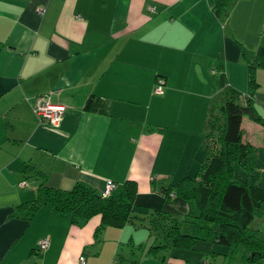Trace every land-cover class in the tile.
<instances>
[{
	"label": "crops",
	"instance_id": "0c3cea01",
	"mask_svg": "<svg viewBox=\"0 0 264 264\" xmlns=\"http://www.w3.org/2000/svg\"><path fill=\"white\" fill-rule=\"evenodd\" d=\"M215 4L0 0V264H79L84 254L86 264H222L233 253L224 248L223 261L213 254L202 261L201 235L192 250L157 253L138 222L105 227L96 240L101 215L79 225L49 205L33 215L21 208L43 182L70 190L81 181L102 191L110 180H134V215L158 209L185 222L194 204L162 191L196 174L221 92H242V103L251 94L264 118V0H235L224 17ZM159 78L163 93L154 92ZM46 94L66 108L58 126L33 111ZM91 96L107 103V113L86 109ZM242 128L258 148L254 184L264 186V125L244 116ZM45 237L51 243L41 250Z\"/></svg>",
	"mask_w": 264,
	"mask_h": 264
},
{
	"label": "trees",
	"instance_id": "16d2710c",
	"mask_svg": "<svg viewBox=\"0 0 264 264\" xmlns=\"http://www.w3.org/2000/svg\"><path fill=\"white\" fill-rule=\"evenodd\" d=\"M234 1L216 0L215 13L227 16L228 7ZM251 84L253 93L258 85L253 71ZM242 95L232 87L221 92V104L212 106L206 121L202 140L206 155L196 174L182 177L162 193L167 200L179 197L192 202L196 210L191 211L185 221H191V217L196 222L216 226L214 235L211 232L215 242L231 251L243 246V264H261L264 262V233L253 223L257 218H264V186L251 182L258 169V148L244 140L242 121L244 116H249L264 125V118L258 113L253 96H245L246 102L242 103ZM86 109L105 114L107 103L102 98L91 96ZM237 166L246 171L249 181L233 178ZM137 189V182L128 180L121 186L118 184L109 197H103L101 191L85 182H76L70 190L51 187L43 182L38 197L23 203L21 208L28 209L33 215L43 205H49L79 225L101 215V225L95 232L96 240L105 227L123 228L130 222H138V226L146 227L154 237L152 249L157 253L170 248L192 250L198 237L182 232L184 220L158 209L150 210L145 216L133 214ZM212 254L214 257L221 255L210 250L209 255ZM114 264L122 263L116 261Z\"/></svg>",
	"mask_w": 264,
	"mask_h": 264
},
{
	"label": "rangeland",
	"instance_id": "374dc122",
	"mask_svg": "<svg viewBox=\"0 0 264 264\" xmlns=\"http://www.w3.org/2000/svg\"><path fill=\"white\" fill-rule=\"evenodd\" d=\"M264 163V162H263ZM264 167V164H259V168ZM258 174V170L255 171L253 177L251 178V181L255 183L256 180V175ZM233 178L235 180L241 181V182H247L249 181V176L246 173V171L241 167L237 166L234 170V175ZM103 191V190H102ZM101 191V192H102ZM190 220L185 221L182 223V232L184 233H194L197 237L201 235L204 237L206 240H201L202 242L199 243L197 246V254L202 257V261L206 259H212L211 255H209L210 250H214L216 252L221 251L222 249L226 248L225 246L215 242L212 237L210 236V233L214 230L211 224L204 223L202 221L196 222V219L190 218ZM205 224V226H201L200 224ZM254 227H258L262 233H264V218H257L255 219V222L253 223ZM142 227V226H139ZM212 235H214V231L212 232ZM160 241V240H159ZM204 242V243H203ZM219 245V246H217ZM226 250H229L226 248ZM242 251H243V246H240L238 249H235L233 253L227 254V260L224 261L222 264H243L242 262ZM219 256V255H218ZM222 257V261L224 260L225 254L221 253L220 255ZM231 258V259H230ZM214 261V260H211ZM261 264H264L262 262Z\"/></svg>",
	"mask_w": 264,
	"mask_h": 264
},
{
	"label": "built area",
	"instance_id": "2783aa9c",
	"mask_svg": "<svg viewBox=\"0 0 264 264\" xmlns=\"http://www.w3.org/2000/svg\"><path fill=\"white\" fill-rule=\"evenodd\" d=\"M154 9L153 7L151 8ZM46 11L44 6H39L36 8L37 14H43ZM166 84L163 78H159L156 82V86L154 87V92L163 93L164 85ZM33 111L40 120V122H44L53 126H58L65 114L66 108L64 105L55 103L51 100V95H41L38 96L33 105ZM26 181L22 182L21 185H26ZM118 183L110 180L106 183L101 195L103 197H109L116 189ZM50 239L48 237L42 238L38 242L39 249L45 250L50 246ZM87 259L85 255L80 256L79 264H86Z\"/></svg>",
	"mask_w": 264,
	"mask_h": 264
}]
</instances>
